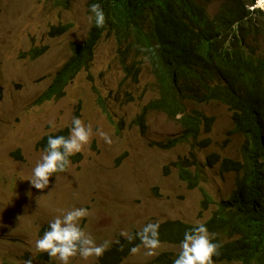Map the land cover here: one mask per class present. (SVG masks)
Wrapping results in <instances>:
<instances>
[{"label": "rangeland", "instance_id": "1", "mask_svg": "<svg viewBox=\"0 0 264 264\" xmlns=\"http://www.w3.org/2000/svg\"><path fill=\"white\" fill-rule=\"evenodd\" d=\"M195 1L210 17L230 3ZM250 1L253 6L245 8L263 9L264 0H245ZM90 15L87 0H0V264H60L35 247L44 233L40 230L62 214L58 210L87 208L81 228L97 244L118 240L111 248L119 250L128 242L121 231L135 234L149 222L160 225L166 220L203 222L236 187L239 173L219 167L222 158L241 159L244 141L228 105L216 99L186 103V110L196 108L213 118L210 129L202 127L197 137L182 134L178 116L147 110L141 118L144 106L158 96L155 78L146 60L122 59L111 35L99 40L90 67L78 72L62 95L44 97L70 59L71 44L85 40ZM251 21L260 28L261 12ZM62 24L69 28L54 35L52 29ZM31 49L43 51L30 58ZM256 51L264 54L262 35ZM73 117L91 125L90 145L71 159L67 171L50 178L48 188L35 189L28 178L43 153L38 140L69 130ZM49 121L55 122V129ZM98 131L108 133L112 143H105ZM179 136L178 142L167 145ZM206 138L209 143L201 145ZM211 154L218 159L207 165ZM180 158L192 172L199 171L194 187L170 165ZM205 196L210 200L204 207ZM160 242L157 256H146L141 246L135 254L129 249L117 264H165L157 260L161 253L177 257L180 243ZM131 243L140 245L138 238ZM103 256L88 261L76 256L71 264H104Z\"/></svg>", "mask_w": 264, "mask_h": 264}, {"label": "trees", "instance_id": "2", "mask_svg": "<svg viewBox=\"0 0 264 264\" xmlns=\"http://www.w3.org/2000/svg\"><path fill=\"white\" fill-rule=\"evenodd\" d=\"M94 3L105 13V26L97 28L93 20L85 40L71 44L70 59L55 74L44 97L62 95L75 75L90 67L97 43L108 34L116 41L122 59L131 56L133 62L146 60L155 78L158 96L144 106L141 118L147 110L178 116L182 134L197 137L202 127L210 129L213 118L196 108L186 110V103L216 99L228 105L244 141L241 159L222 158L219 167L238 172L239 177L231 195L218 201L203 222L215 234L213 242L222 245L214 261L264 264V54L256 51L257 37H264V24L258 28L251 21L255 12H261L264 22V7L249 9L245 6H253L254 1L230 0L210 17L195 0H87L88 10ZM68 28L69 24H62L52 33L60 35ZM42 51L31 49L27 54L34 58ZM48 135L67 137L69 130L42 136L37 144L43 150ZM181 138L171 139L167 145ZM208 143L206 138L201 145ZM217 159L211 154L206 164L212 165ZM170 165L177 168L188 187L197 185L199 171L192 172L187 160L180 158ZM209 200L205 196L204 207ZM194 225L166 220L160 224L159 239L181 242L184 232ZM134 246L127 242L119 250L112 247L102 262L117 264ZM157 260L172 264L174 258L161 253Z\"/></svg>", "mask_w": 264, "mask_h": 264}, {"label": "clouds", "instance_id": "3", "mask_svg": "<svg viewBox=\"0 0 264 264\" xmlns=\"http://www.w3.org/2000/svg\"><path fill=\"white\" fill-rule=\"evenodd\" d=\"M89 11L92 15L88 17L91 23L94 20L97 28H103L106 24L105 13L100 4L94 3ZM49 125L55 129V122L49 121ZM101 139L105 143L111 144L112 140L108 133L98 131ZM93 137L91 125L73 117L69 135L52 136L48 135L47 145L43 150L40 159L35 164L32 175L28 178L30 185L35 189L43 191L48 188L50 178L56 174L63 173L70 166V157L83 151L85 146L90 145ZM61 211L48 223L47 230L41 238L36 240V251L46 253L49 258H56L60 264H71L72 258L79 256L88 261L90 258L99 259L103 254L110 250L113 243L119 241L104 240L97 244L95 238L85 232L80 223L89 215L87 208H72ZM159 223H147L141 230L132 234L129 231H121L120 235L131 243L139 239L140 245L130 249L135 254L140 251L142 246L148 257H155L159 254L161 242L159 239ZM215 234L210 233L206 227V222H197L196 225L184 232L180 243V250L177 257H173V264H215L213 257L220 255V243L213 242ZM26 264H32L31 260Z\"/></svg>", "mask_w": 264, "mask_h": 264}]
</instances>
